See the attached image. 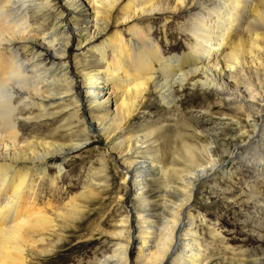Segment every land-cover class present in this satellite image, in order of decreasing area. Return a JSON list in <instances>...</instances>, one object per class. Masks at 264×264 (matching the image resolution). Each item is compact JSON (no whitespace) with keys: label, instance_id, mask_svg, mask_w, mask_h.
I'll return each instance as SVG.
<instances>
[{"label":"bare ground","instance_id":"6f19581e","mask_svg":"<svg viewBox=\"0 0 264 264\" xmlns=\"http://www.w3.org/2000/svg\"><path fill=\"white\" fill-rule=\"evenodd\" d=\"M78 49L90 53L78 59ZM186 86L211 89L230 107L211 111L206 94L201 104L189 103ZM153 97L175 111L186 103L191 114L202 111L239 132L230 156L243 159L253 182L262 181L264 0H0V264H29L37 244L54 238L83 243L95 235L109 242L92 249L90 264H205L209 247L197 239L192 211L205 179L224 175L227 159L200 143L188 121L172 129H193L196 144L183 145L185 163L168 170L144 124L118 146V136L149 115ZM66 101L69 129L25 125L56 116ZM117 103L99 118L87 111ZM93 134L118 153L87 161L86 183L66 180V161ZM200 158L207 164L201 169ZM118 176L136 191L130 208L120 203L129 192L115 185ZM253 188L250 197L258 199ZM96 190L116 204H92ZM90 214L99 221L88 225Z\"/></svg>","mask_w":264,"mask_h":264},{"label":"rangeland","instance_id":"374dc122","mask_svg":"<svg viewBox=\"0 0 264 264\" xmlns=\"http://www.w3.org/2000/svg\"><path fill=\"white\" fill-rule=\"evenodd\" d=\"M178 21L181 22L182 20L178 19ZM145 24L146 22H142V26ZM72 53H77L78 59L84 60L90 52H86L85 49H78ZM89 62L91 63L92 59H87L86 63ZM72 67H74L73 64ZM181 94L184 95L186 100L190 99L188 100L189 103H198V105L202 101L200 97H203L205 94L208 95L209 97L206 101L211 111L216 112L214 106L220 104L230 107L229 102L219 100L218 95L211 89L186 86ZM70 104L71 102L68 104V101L59 104L56 110L58 114L49 119L33 120L31 122L25 121L24 123L28 129L44 132L52 131V129H69L70 124L73 123V119L70 116L73 109ZM117 105L118 103L113 106L102 104L94 109L90 107L87 111L90 114L97 115L99 118L108 111L113 112ZM186 106L188 104L185 103L183 105L179 103V109L175 111L165 106L158 98H151L147 103L150 116H140L139 120L135 121L133 131L127 130L120 134L116 140V144L118 146L124 145L128 140L133 139L134 133H137V127L144 124L146 125L144 132L151 134L152 138L157 141L154 146H159L161 150L160 153L162 155L159 161L165 165L164 169L168 170L170 166H173V162L177 161L178 165L183 164V145L196 144L193 129H177L174 131L172 126L183 121H188L190 125L196 127L197 135L203 139L200 143H205L206 141L207 144H212V148L216 151L217 156L227 159L226 173L224 175L216 173L205 179L197 194L196 207L192 211L198 233L197 239L204 243V246L209 247L207 249L208 258L205 264H236L235 261L237 260H246L244 264H251L250 262L254 256L264 257V210L261 205V203H264V179L258 183L253 182L252 172L243 159L230 156L238 138L241 139L239 132L233 128L226 129L223 125H218L216 117H210L202 111L199 113L196 111V113L194 110L193 113L195 112L197 115L191 114L186 110ZM159 126L169 127L157 129ZM198 131L204 133V135L200 136ZM142 133L140 132L139 134L142 136ZM92 136L93 139L84 146L77 158L66 161V180H72L75 184L79 182L81 185L86 183L85 173L88 171L85 163L87 161L95 158V154L102 151H106L108 156L118 153V150H108L100 140V137H96L94 134ZM145 147L146 145H143L140 149L144 150ZM197 165H200L198 166L200 169L206 167L205 158H200L197 161ZM54 172L55 170L50 168L52 175H54ZM121 179L120 176L116 177L115 185L126 187V190L129 192V201L124 200L120 203L130 208L132 206L130 201L134 199L136 191L131 189L129 185L127 186L128 181H126L125 186ZM253 186L256 188V194L260 196L258 199H251L250 197V191L254 189ZM80 191V189L75 190V194H80ZM101 194L102 192L96 190L98 199L93 200L92 204L102 205L104 208L116 204L111 199L104 200L101 198ZM91 207L95 210L100 206L97 208L96 206ZM89 216L86 217L88 225H93L99 221L96 217L97 215L93 214ZM66 233L73 235V232L70 231ZM222 239H225L223 240L224 242ZM104 242H109V238L104 235H95L83 243H78V241L69 237L60 241L54 238L46 245L37 244L38 252L29 256V264H75L84 255L87 257L82 264H90L89 262L94 259L91 253L92 249L99 248L101 244H105ZM226 246L229 247L228 250H225ZM131 252H134L133 249Z\"/></svg>","mask_w":264,"mask_h":264}]
</instances>
